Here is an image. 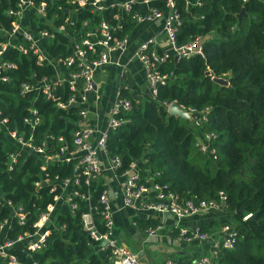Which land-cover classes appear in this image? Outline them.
Listing matches in <instances>:
<instances>
[{
    "label": "trees",
    "instance_id": "obj_1",
    "mask_svg": "<svg viewBox=\"0 0 264 264\" xmlns=\"http://www.w3.org/2000/svg\"><path fill=\"white\" fill-rule=\"evenodd\" d=\"M17 2L0 0V43L8 41L1 29L19 19L8 14L18 9ZM41 3L42 10L36 12ZM32 5L35 9L25 11L26 20L20 24L37 38L43 53L54 59L70 55L73 42L85 37L90 40L87 33H97L101 20L113 29L111 36L117 39L127 36L136 23L132 10H119L116 5L94 12L72 0H32ZM153 5L165 11L163 1ZM174 7L180 17L176 42L197 36L202 55L177 60L171 56L161 64L168 77L154 98L134 101L122 93L131 107L115 114L124 121L107 130L105 155L119 159L116 174L134 161L145 173L140 175V182L148 185L149 181H144L148 175L161 192H173L179 200L215 199L221 191L233 224L225 216L199 226L205 232L232 224L234 244L219 249L217 259L225 264H264V0H174ZM43 30L46 35L41 34ZM8 42L0 59L13 62V66L0 71V76L7 77L0 80V117L6 118L8 129L21 133L23 139L30 138L48 155L59 153L62 146L71 149L79 106L56 104H66L71 94L67 81L54 85V100L32 88L21 92V83L30 85L43 75L54 77L56 68L46 59L36 62L29 41L22 35L16 34ZM58 69L67 73L76 66L59 61ZM215 77L226 79L227 84L215 82ZM165 102L190 107L195 117L169 115ZM30 106L38 118L32 127L23 120ZM194 120L197 125L192 129ZM203 134L208 135L207 152L197 144V136ZM16 148L0 130V221L8 219L4 235L9 238L32 232L38 214L59 192L58 188L49 192V183L42 182L44 177L75 175L73 159H45L25 149L11 162L9 153ZM36 180L40 181L37 186ZM102 189L105 186L99 178L85 184L79 175L77 183L70 182L66 189L69 201H55L44 245L31 250L30 259L36 264H113L109 251L97 247L80 219L89 209L97 229H103L98 201ZM88 192V199L79 195ZM148 193L154 195L155 191ZM15 210L24 214L22 222L17 221ZM245 214L250 216L242 218ZM156 222L153 218L135 220L139 229ZM0 264H6L2 258Z\"/></svg>",
    "mask_w": 264,
    "mask_h": 264
},
{
    "label": "built area",
    "instance_id": "obj_2",
    "mask_svg": "<svg viewBox=\"0 0 264 264\" xmlns=\"http://www.w3.org/2000/svg\"><path fill=\"white\" fill-rule=\"evenodd\" d=\"M80 7H88L91 11H103L107 5H116L119 10H132L135 13V21H150L156 18H162V32L167 42L168 49L157 51L151 43L153 39H147L140 41L136 46L134 54L138 59L144 76L148 83V90L150 98H154L158 87L165 85L168 77V73L160 69L169 57L179 59L187 57L191 54L202 55L199 37L195 36L190 40L177 43V31L180 24V17L174 7V0H72ZM156 1H163L165 11H161L153 5ZM32 5V0H18V9L15 12L8 11V14H15L18 18L23 11ZM42 3L36 8L38 11L42 10ZM119 12L113 16L118 17ZM61 28V27H59ZM113 29L107 26L104 20H101L98 26L97 33L91 32L87 35H91V39L82 38L77 42H73L71 45V53L62 60L54 59L45 55L37 45V38L33 36L25 28H21L19 21H11L10 25L1 29L2 33L6 35L7 40L16 34L22 35L23 38L29 41V47L36 55V62L40 63L44 59L48 63H51L56 68L54 77L41 76L40 79L34 80L30 85L23 82L21 83V92L29 88L40 90V92L46 97L55 99L52 88L62 80H66L71 94L66 100V104L57 101L56 104L60 107L69 105L70 103L78 104V118L76 120L77 127L74 129L71 143L72 149L67 150L65 146L60 147L59 153L46 154L42 146L35 145L30 142V138L23 139L21 133L16 130L8 129L6 125V118L0 117V130L5 132L6 135L17 145L15 151L9 153V160L12 162L15 160V156L20 150H28L39 154L45 159L57 158L63 161H70L75 158L73 168L75 175L73 177L58 178L57 175H53L52 178L44 177L42 182L49 183V192H54L59 189V192H55L53 195V202L46 204L45 209L38 214V218L33 223L34 230L32 232H24L18 234L14 238L5 237L4 230L8 226V219L0 221V258H2L6 264H36L34 261L29 260L30 251L40 249L44 245L45 236L50 231V226L47 225L50 214L54 208L55 201L62 199L65 202L69 201L70 192H67V186L70 182L77 183L78 176L82 175L83 182L88 184L90 180L97 179L101 175L102 166L99 161V153L102 152L105 155V140L106 132L109 128L121 124L124 120L115 117V114L123 109L128 110L131 107V102L127 98L117 97L112 108L107 122V127L102 132L96 133V128L90 123H81L80 120L86 117L87 110L82 106L86 99L87 93L93 87L92 72L95 68L105 64L109 61L108 54L111 51H122L124 45L127 42V36L120 39L112 38L111 31ZM42 35H46L45 30L41 31ZM8 41L0 43V56L5 50ZM19 48H21L19 46ZM95 55V56H94ZM88 56H94L88 58ZM61 61L65 66L75 65L76 70L67 73H61L58 69V63ZM13 66V62L0 59V71ZM1 81L7 80L6 76H0ZM79 81V84L77 83ZM172 102H165V108ZM181 109L192 114V119L195 117L194 110L190 107L177 104ZM28 116L24 117V121L32 127L37 121L36 110L33 107H28ZM197 120L193 121V125H197ZM202 140H197L199 149L202 151H208L207 134H203ZM60 140V138L58 137ZM212 152V150H209ZM108 158V157H107ZM120 161L117 157L108 158V166L110 169L115 170L118 167ZM43 168V166H41ZM142 172L136 167L134 161L129 163V166L122 170L118 175L121 178V204L122 206L133 210H148L157 212H169L176 219L177 240L189 242L192 239L197 240H209L208 234L202 231L198 226L186 227L180 224V220L191 214L205 213L213 208L224 209V194L219 191L217 198L215 199H203L199 201H193L191 199L179 200L177 195L173 192L163 193L160 191V186L151 181V177L146 175L144 181H149L148 185L140 182V175ZM147 181V182H148ZM40 181H34V185L37 186ZM155 191L154 195H150L148 192ZM73 194H77L76 190L72 191ZM81 198L88 199L89 192L86 194H79ZM98 201L102 205L100 210L102 230H98L93 220L90 210H86L81 213L80 219L82 227L88 231L90 237L97 241V247L101 250L105 249L109 251V259L113 264H142L136 253L125 247L123 244L116 241L113 235V218L110 208V198L105 189H102ZM6 204H9L6 201ZM74 204H71L73 206ZM18 222H22L24 214L19 210L13 211ZM249 214L243 215L242 218H246ZM50 224V223H49ZM161 223H157L154 226H147L145 232L149 235L154 234L156 230L162 228ZM220 237L216 240L210 241V249L206 253H202L197 258L190 261L189 264H225L217 259V252L221 248H231L235 241V231L232 224H222L218 230ZM18 247V250L15 249ZM20 249V250H19ZM28 259L25 260L24 258Z\"/></svg>",
    "mask_w": 264,
    "mask_h": 264
},
{
    "label": "crops",
    "instance_id": "obj_3",
    "mask_svg": "<svg viewBox=\"0 0 264 264\" xmlns=\"http://www.w3.org/2000/svg\"><path fill=\"white\" fill-rule=\"evenodd\" d=\"M150 38L153 39L151 45L157 51L168 49L162 32V18L136 22L127 34V42L123 50L111 51L108 54L109 61L93 70V87L87 93L84 103L87 115L80 120L79 124L90 123L96 128V133L102 132L107 127L111 108L119 95L125 93L134 101L150 98L147 80L134 54L138 43ZM121 97L126 98V96ZM99 161L102 166L99 179L110 198L113 235L116 241L135 252L142 264H189L202 253L209 251L210 241L220 237L219 226L205 231L209 240L192 239L189 242L177 240L176 219L171 213L133 211L122 206L121 178L115 170L110 169L108 158L102 152L99 153ZM225 216L230 218L225 209L213 208L205 213L185 216L180 220V224L186 227L195 225L199 227ZM139 217L153 218L157 221L156 223H161L163 226L149 235L144 228L139 229L136 226L135 220ZM15 249L18 250V247ZM29 260H31L30 257Z\"/></svg>",
    "mask_w": 264,
    "mask_h": 264
},
{
    "label": "water",
    "instance_id": "obj_4",
    "mask_svg": "<svg viewBox=\"0 0 264 264\" xmlns=\"http://www.w3.org/2000/svg\"><path fill=\"white\" fill-rule=\"evenodd\" d=\"M205 73L207 74L208 71H206ZM213 80L219 84H223V85L227 84L226 79L221 77H215L213 78ZM69 105H74V104L70 103ZM166 112L169 115H174L183 119H188L190 117V114L185 110L181 109L175 102H172L170 105H168V107L166 108Z\"/></svg>",
    "mask_w": 264,
    "mask_h": 264
},
{
    "label": "rangeland",
    "instance_id": "obj_5",
    "mask_svg": "<svg viewBox=\"0 0 264 264\" xmlns=\"http://www.w3.org/2000/svg\"><path fill=\"white\" fill-rule=\"evenodd\" d=\"M32 8H34V7H32L31 5L30 6H28L24 11H23V13L20 15V17H19V19H18V21H19V24H20V20H21V23H23V21H25L26 20V16H25V14H24V12L25 11H27V10H29V9H32ZM35 9V8H34ZM35 11L37 12V9H35ZM20 27L21 28H25L24 27V25L23 24H20ZM10 41H12V37L9 39ZM129 100V99H128ZM130 101V100H129ZM167 108V107H166ZM190 114V113H189ZM188 119H192V114H190V117L188 118ZM190 126H191V128L192 129H194V127L196 126V125H193V124H190ZM197 138H199V140H202V138H200V136H197ZM72 149V148H71ZM71 149H69V150H71ZM206 151V150H205ZM207 152V151H206ZM73 160H74V163H75V158H72ZM74 165V164H73ZM141 172H142V174H144L145 175V173H144V171H142V170H140ZM227 212V211H226ZM228 216H229V213H228ZM229 221L233 224V222H234V220L232 219V218H229Z\"/></svg>",
    "mask_w": 264,
    "mask_h": 264
}]
</instances>
